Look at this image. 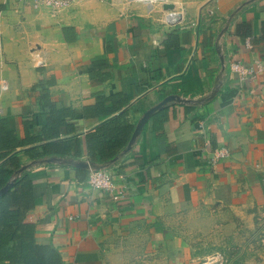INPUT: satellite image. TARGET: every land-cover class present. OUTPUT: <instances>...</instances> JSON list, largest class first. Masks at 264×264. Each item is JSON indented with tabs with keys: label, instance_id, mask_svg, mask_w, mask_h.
Masks as SVG:
<instances>
[{
	"label": "crops",
	"instance_id": "1",
	"mask_svg": "<svg viewBox=\"0 0 264 264\" xmlns=\"http://www.w3.org/2000/svg\"><path fill=\"white\" fill-rule=\"evenodd\" d=\"M33 2L0 0V115L18 140L24 122L34 135L45 124L42 87L73 109L82 140L105 118L83 113L97 96L119 93L146 110L169 95L188 100L168 102L163 127L150 118L106 167L127 185L118 200L78 177L83 141L77 162L24 157L36 240L52 242L64 264H193L247 233L264 214V68L240 81L229 65H264V0H172L184 7L176 26L161 3L83 0L52 11ZM217 146L230 155L212 165Z\"/></svg>",
	"mask_w": 264,
	"mask_h": 264
},
{
	"label": "trees",
	"instance_id": "2",
	"mask_svg": "<svg viewBox=\"0 0 264 264\" xmlns=\"http://www.w3.org/2000/svg\"><path fill=\"white\" fill-rule=\"evenodd\" d=\"M239 27L250 34L248 24L238 26V31ZM262 32L264 34V28ZM97 97V102L85 106L83 113L105 118L87 131L83 140L73 134V109L54 103L45 87H42L40 101L46 119L40 133L31 134V122H24L25 136L18 140L7 117L0 115V188L14 178L12 186L0 195V264H64L60 251L52 242L36 240L38 206L28 170L21 167L24 157L31 161L59 156L77 162L82 156V141L85 145L83 158L92 168L112 164V159L119 157L134 130L136 122L132 114L146 108L128 103L119 93ZM186 109L190 111L195 107L187 105ZM167 118L168 105L156 110L151 116L154 129H161ZM38 142L41 144L36 145ZM76 171L79 178L87 180L89 169L76 168Z\"/></svg>",
	"mask_w": 264,
	"mask_h": 264
},
{
	"label": "built area",
	"instance_id": "3",
	"mask_svg": "<svg viewBox=\"0 0 264 264\" xmlns=\"http://www.w3.org/2000/svg\"><path fill=\"white\" fill-rule=\"evenodd\" d=\"M83 0H34L33 5L35 7L43 5L49 7L52 11L68 7L76 2ZM146 1L151 3H171L172 0H137ZM163 18L165 22L170 26H176L184 21V7L179 5L177 7L168 8L163 12ZM245 45L251 47L249 39L245 41ZM253 67H247L241 61H231L230 69L236 72L240 81L247 80L249 77L255 75L256 72L261 71L264 65L259 58L254 60ZM230 155V151L227 147L217 146L212 149L209 162L212 165H216L219 161L226 159ZM87 184L92 189L105 191L112 200L120 199L126 192L127 185L118 182L114 175L107 168H90L87 178ZM228 257L224 252L216 251L207 256L203 262H196L193 264H227Z\"/></svg>",
	"mask_w": 264,
	"mask_h": 264
},
{
	"label": "rangeland",
	"instance_id": "4",
	"mask_svg": "<svg viewBox=\"0 0 264 264\" xmlns=\"http://www.w3.org/2000/svg\"><path fill=\"white\" fill-rule=\"evenodd\" d=\"M233 241L230 246L220 245L216 249L201 251L204 257L199 262L221 250L228 257L227 264H264V214L255 220L254 226L247 233Z\"/></svg>",
	"mask_w": 264,
	"mask_h": 264
},
{
	"label": "water",
	"instance_id": "5",
	"mask_svg": "<svg viewBox=\"0 0 264 264\" xmlns=\"http://www.w3.org/2000/svg\"><path fill=\"white\" fill-rule=\"evenodd\" d=\"M173 4L172 3H164L163 4V7L168 9V8H173ZM222 61V70H223V67H224V61L223 59L221 60ZM222 72V71H221ZM222 76V73L221 75ZM221 82V78L219 79V83ZM173 100H178V101H181V102H186L188 100H185V99H182L176 95H169V96H166L164 97L161 101H159L158 103H156L155 105H153L152 107L148 108L143 114L142 116L139 118V120L137 121L135 127H134V130L131 134V137L126 145V147L121 151L120 155H123L124 153H126L127 151H129L132 147V144L134 143L135 139L137 138V136L139 135V133L141 132L143 126L145 125V123L151 118V116L153 115V113L162 108L163 106H165L168 102L170 101H173ZM119 155V156H120ZM117 159L114 158L112 159V162H114L115 160ZM45 162H52V161H60V162H65L64 159L62 158H57V157H50V158H47V159H44ZM38 161H32V164L34 163H37ZM28 166H30V164H25L21 167L22 168H28ZM75 166L77 167H84V168H92L90 163L87 162V161H80V162H77L75 163ZM100 168H106V166H103V167H100ZM98 168V169H100ZM14 182V178H12L10 181H8L3 187L0 188V195H2L3 193H5L13 184Z\"/></svg>",
	"mask_w": 264,
	"mask_h": 264
}]
</instances>
